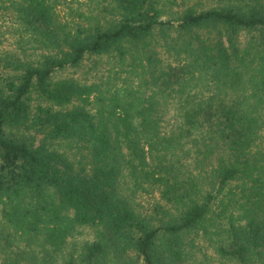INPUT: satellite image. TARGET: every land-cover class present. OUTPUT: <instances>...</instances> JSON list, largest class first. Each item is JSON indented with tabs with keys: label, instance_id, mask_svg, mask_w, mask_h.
<instances>
[{
	"label": "trees",
	"instance_id": "1",
	"mask_svg": "<svg viewBox=\"0 0 264 264\" xmlns=\"http://www.w3.org/2000/svg\"><path fill=\"white\" fill-rule=\"evenodd\" d=\"M79 4L0 0V264H264V0Z\"/></svg>",
	"mask_w": 264,
	"mask_h": 264
},
{
	"label": "rangeland",
	"instance_id": "2",
	"mask_svg": "<svg viewBox=\"0 0 264 264\" xmlns=\"http://www.w3.org/2000/svg\"><path fill=\"white\" fill-rule=\"evenodd\" d=\"M81 4H79L80 9H83L84 11H87L88 9H91L93 13H97V9L94 7L96 0H80ZM192 2H198V0H176V4L167 5L165 6L167 12L164 14V17H170L175 16L176 12L180 11L184 4L192 3ZM61 14H63V10L61 9ZM3 34V35H2ZM0 49H8L12 47V37L4 32V29H0ZM14 38L13 36V47H14ZM95 58H92V60ZM92 60H86L83 62L82 66L78 69L74 68H65L62 70H57L54 74V78H60V77H66V76H72L76 79H78L81 82L91 83V82H99L100 79H105L107 75V68H110L112 66V61H110L106 56H102L100 58L96 59L95 65H93ZM121 74V73H120ZM121 76H125L124 73L121 74ZM175 101L174 103H167L163 109L165 110L163 114V121L161 122V128L168 129L170 125L176 120V107H175ZM55 148L60 151L61 153L65 154L67 157L73 160V156L71 154V151L67 150L66 145L64 142L58 143L55 145ZM158 195L156 193L149 195V196H143L138 197L137 200L140 202V210L150 211L152 205L155 202H159ZM142 206V207H141ZM96 235V229L91 227H83L79 230L78 234L75 236L73 241H82V240H92L94 236ZM196 241L204 242L201 240V238H197ZM204 247H207V245H204ZM207 250L211 251V248L207 247ZM195 258H200L201 254L198 251L194 252Z\"/></svg>",
	"mask_w": 264,
	"mask_h": 264
}]
</instances>
